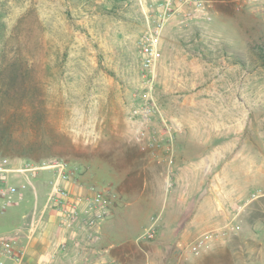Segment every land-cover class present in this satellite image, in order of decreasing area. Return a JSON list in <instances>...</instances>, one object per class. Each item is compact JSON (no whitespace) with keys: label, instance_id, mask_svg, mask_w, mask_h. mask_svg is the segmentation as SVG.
<instances>
[{"label":"rangeland","instance_id":"obj_1","mask_svg":"<svg viewBox=\"0 0 264 264\" xmlns=\"http://www.w3.org/2000/svg\"><path fill=\"white\" fill-rule=\"evenodd\" d=\"M156 6L0 0V158H62L86 185L111 187L119 213L93 244L114 264H264V0H211L210 22L168 21L162 37L203 39L243 72L242 93L218 88L197 109L183 91L160 106L143 77ZM8 181L0 235L27 237L36 214L33 240L52 220L48 174Z\"/></svg>","mask_w":264,"mask_h":264},{"label":"built area","instance_id":"obj_2","mask_svg":"<svg viewBox=\"0 0 264 264\" xmlns=\"http://www.w3.org/2000/svg\"><path fill=\"white\" fill-rule=\"evenodd\" d=\"M141 6L156 4L160 9L158 18L149 25L139 40L140 58L144 73L154 76L159 60L162 57L161 39L168 21L174 16H182L181 24L189 21L210 22L211 0H136ZM146 77V75H145ZM137 112H134L136 114ZM151 111L145 108L142 120H150ZM41 172L48 174L49 194L45 210H51L58 216V229L69 236L57 247V252H65L69 248V240L77 249H84L99 239L105 223L113 217L117 207L118 194L111 187L86 185L78 168L62 158H51L41 162L28 161L19 165L11 159L0 158V210H6L13 203L14 189L10 187L8 176L20 174L29 179ZM27 240L34 233L35 219L31 223ZM22 230L0 235V264H26L27 242H22ZM154 231L148 236L152 238ZM111 248H106V255ZM88 264H113L107 260Z\"/></svg>","mask_w":264,"mask_h":264},{"label":"crops","instance_id":"obj_3","mask_svg":"<svg viewBox=\"0 0 264 264\" xmlns=\"http://www.w3.org/2000/svg\"><path fill=\"white\" fill-rule=\"evenodd\" d=\"M153 4V3H151ZM159 12V8L156 7ZM227 41V40H223ZM187 42V40H186ZM186 44L180 37H167L161 39L162 57L158 62L154 80L162 100L160 106L173 108L177 102L176 94L179 92L189 93L185 100L188 107L201 108L212 103L211 96L215 95L218 88H227L230 85L236 94L242 93L243 72L238 64L229 63L225 56H210L206 47L207 41L192 40L195 48L182 47ZM143 74L148 83V77ZM229 78V79H228ZM229 82H231L229 84ZM220 93V92H219ZM217 93V94H219ZM185 102V103H186ZM238 120V119H236ZM213 166V164H211ZM210 201V200H209ZM119 209L114 210L117 217ZM51 223L48 229L36 238L28 241L26 235L21 243L28 244L26 264H88L90 262L107 260L114 264L110 252L103 256L106 249H101L94 244L80 250L75 248L69 240V248L65 252L56 254L50 249V238L58 236L59 243L63 239H69L58 229V216L51 211ZM36 219V214L33 216ZM32 217V218H33ZM36 221V220H35ZM55 222V224H53ZM45 224H42V227Z\"/></svg>","mask_w":264,"mask_h":264},{"label":"trees","instance_id":"obj_4","mask_svg":"<svg viewBox=\"0 0 264 264\" xmlns=\"http://www.w3.org/2000/svg\"><path fill=\"white\" fill-rule=\"evenodd\" d=\"M1 158H8V159H11L13 162L18 161V162H20V164L28 162V161H32V159L25 157V156H14V157H8V156L3 157V156H1Z\"/></svg>","mask_w":264,"mask_h":264}]
</instances>
